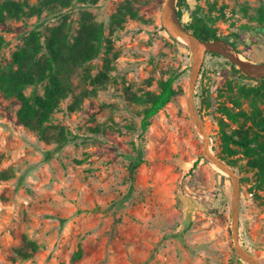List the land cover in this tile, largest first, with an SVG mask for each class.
Wrapping results in <instances>:
<instances>
[{"label":"rangeland","instance_id":"1","mask_svg":"<svg viewBox=\"0 0 264 264\" xmlns=\"http://www.w3.org/2000/svg\"><path fill=\"white\" fill-rule=\"evenodd\" d=\"M124 1L72 0L65 11L0 24L7 42L0 65L31 30L46 33L65 23L75 34L85 12L104 26L99 55L71 76V92L53 112L45 138L19 123L20 104L0 90V264H246L231 239L230 179L203 158L188 117L191 53L162 28L164 0H131L137 17L112 23ZM261 8L264 0H184L177 10L185 25L195 10L215 19L218 36L260 63ZM85 70L105 76L92 85L82 80ZM171 75L176 95L141 133L145 105L136 96L157 92ZM228 82L255 84L239 78L224 57L207 54L194 100L218 156V108L229 105ZM43 92L44 85L25 89ZM237 126L229 122L227 130ZM240 156L233 167L240 178V241L264 262V193ZM23 238L38 245L29 258L16 253Z\"/></svg>","mask_w":264,"mask_h":264},{"label":"trees","instance_id":"2","mask_svg":"<svg viewBox=\"0 0 264 264\" xmlns=\"http://www.w3.org/2000/svg\"><path fill=\"white\" fill-rule=\"evenodd\" d=\"M71 1L39 0L38 4H30L28 0H0V24L22 17L39 16L44 11H65L71 6ZM78 1L82 4H95L99 0ZM183 1L178 0L176 6H181ZM177 14L181 19L180 10ZM127 16L133 19L137 17L131 0L120 4L111 15V21L120 25ZM257 20L264 22V8L259 10ZM214 21L210 16H204L199 10H195L191 22L185 26L202 39H218L221 37L212 25ZM103 40L104 26L92 20L91 15L86 12L82 14L75 34L65 23L49 28L46 33L31 30L24 38L23 45L11 54L10 61L0 65V90L6 98H13L20 104L17 111L19 123L45 138L51 128L53 112L71 92V76L80 68L86 69V64L99 55ZM226 41L233 44L230 40ZM6 45L7 42L0 35V56ZM107 67L108 60L105 59L104 68ZM232 69L239 78L255 84L227 83L229 105L222 104L218 108L222 115L218 120L222 141L219 156L232 167H237L238 155H241L239 158L246 161V169L253 173L255 188L264 193V109L260 107L264 102V78L251 79L233 65ZM104 76L105 72L101 70L92 78L90 72L85 70L82 80L86 82L89 79L95 85L101 83ZM176 79L175 75L161 79L157 92H145L136 96V101L145 105L140 122L141 133L147 130L151 118L176 95L173 87ZM37 85H44L42 95L25 94L27 87ZM244 103L248 106L247 110L243 108ZM229 122L238 126L229 131ZM37 247L35 242L23 238V245L16 253L29 258Z\"/></svg>","mask_w":264,"mask_h":264},{"label":"water","instance_id":"3","mask_svg":"<svg viewBox=\"0 0 264 264\" xmlns=\"http://www.w3.org/2000/svg\"><path fill=\"white\" fill-rule=\"evenodd\" d=\"M177 0H164L160 11V23L170 37L185 44L191 53V65L188 80V91L185 100L188 117L192 128L202 142V156L216 166L231 182L230 230L235 253L246 264H264V262L246 249L239 235L240 178L234 168L223 158L215 154L210 146V138L196 108L194 94L197 80L207 54L224 57L243 75L251 79L264 78V62L254 63L241 57L235 46L228 41L202 39L187 29L177 14ZM257 28H255V31ZM264 32V26L260 28Z\"/></svg>","mask_w":264,"mask_h":264},{"label":"bare ground","instance_id":"4","mask_svg":"<svg viewBox=\"0 0 264 264\" xmlns=\"http://www.w3.org/2000/svg\"><path fill=\"white\" fill-rule=\"evenodd\" d=\"M221 172V171H220Z\"/></svg>","mask_w":264,"mask_h":264}]
</instances>
